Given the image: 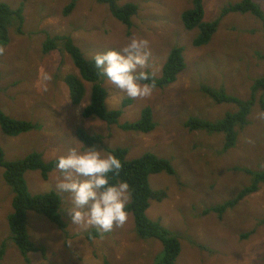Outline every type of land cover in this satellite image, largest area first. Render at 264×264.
Listing matches in <instances>:
<instances>
[{"label":"rangeland","instance_id":"obj_1","mask_svg":"<svg viewBox=\"0 0 264 264\" xmlns=\"http://www.w3.org/2000/svg\"><path fill=\"white\" fill-rule=\"evenodd\" d=\"M74 0H3L11 9L24 7L21 32L10 30V42L0 48V107L10 117L30 121L39 130L11 137L2 131L0 145L6 159L13 161L38 152L46 162L66 154L72 147L85 146L76 130L102 135L110 149L127 148L135 159L146 152L169 159L174 175H153L151 186L165 197L151 203L147 215L181 240L182 252L177 264H264V186L245 198L222 217L206 210L234 199L249 185L247 172L264 171V113L260 106L264 89L253 92L256 80L264 77V25L251 14L232 13L221 20L211 42L193 45L198 32L185 29L182 14L193 7V0H124L135 3L139 12L128 28L111 14L107 5L95 0H78L68 15L66 8ZM241 0H203L205 21L218 19L222 10ZM264 12V0H254ZM70 36L91 60L97 53L122 48L129 38L150 42L148 71L161 76L172 48L184 47L186 69L177 81L165 88L156 87L145 98H128L105 79L109 110H123L120 123L136 122L145 107L153 110L156 129L149 133L127 132L109 126L97 117L84 118L90 104L91 87L75 106L65 78L79 75L63 45L44 53L43 44L51 36ZM224 89L242 100L256 95L248 123L238 128L237 145L223 153L224 134L192 131L186 126L191 117L217 121L237 110L233 104L214 102L202 87ZM131 99L127 107L124 104ZM0 168V245L7 241L0 264H154L161 252L159 241L139 239L132 215L123 227L103 233L94 226L74 225L62 198L60 214L66 232L47 218L28 212L27 228L31 241L45 253H30L27 262L10 239L8 216L12 213L13 193ZM32 195L56 191L59 173L55 170L44 180L41 172L25 175ZM205 212V213H204ZM99 235L87 237L91 229ZM245 235H248L244 238ZM43 249V250H44Z\"/></svg>","mask_w":264,"mask_h":264},{"label":"trees","instance_id":"obj_2","mask_svg":"<svg viewBox=\"0 0 264 264\" xmlns=\"http://www.w3.org/2000/svg\"><path fill=\"white\" fill-rule=\"evenodd\" d=\"M78 0H74L66 8L65 14H70L76 7ZM97 3L107 5L113 17L119 20L123 25L130 28L132 19L139 12V6L135 3H123L124 0H95ZM24 7L17 10L11 9L9 5L0 0V48L8 45L10 42V30L16 27L21 32L25 18L23 15ZM251 14L260 19L264 25V12L254 0H241L237 3H231L222 10L221 16L212 21H205V8L203 0H193V7L183 12L182 21L185 29L198 32L193 41L196 47L208 45L214 34L218 31L221 20L232 14ZM58 43L63 45L64 49L73 60L74 66L78 69L79 75L70 74L65 78L66 84L70 89V99L73 105H81L86 97V83H90L91 100L82 112L84 118L97 117L109 126L117 125L121 130L127 132H136L149 134L153 132L157 124L154 121L153 110L145 107L141 112V117L136 122L120 123L123 110H109L106 105L108 91L104 87V78L98 75L95 68L94 59H87L81 48L75 41L67 35L49 36L44 44L43 50L48 54L56 47ZM184 56V47L176 46L171 49L166 62L162 67L161 76L155 75L156 87L165 88L174 84L179 74L186 69ZM150 72V71H149ZM259 89H264V77L256 80L253 86L255 93ZM202 91L206 93L214 102L218 104H233L237 110L233 113H227L223 118L217 121H209L191 117L187 120L186 126L192 131H206L208 134H224V146L222 152L225 153L237 145L239 139L238 128L247 125L248 117L251 114L256 102V95L251 99L242 100L236 96L230 95L224 89H214L204 86ZM131 103L127 100L124 107ZM260 106L264 113V98L260 99ZM0 125L5 134L11 137L39 130L40 126L25 120H18L7 115L0 107ZM79 141L85 146H94L97 148H107L104 145L102 135H91L83 128L76 130ZM108 151L114 152L123 162V169L113 183L127 181L130 186V199L128 201V214L133 216L135 223V232L139 239L145 241H159L162 245L161 252L156 256L154 264H177V260L182 252V245L179 235L170 231L158 221H153L147 215L154 200H162L165 197L164 192L155 191L150 182L153 175L168 174L174 175L175 169L169 159L161 158L152 152H146L140 157L130 159L128 149L123 147L110 148ZM56 160V159H55ZM52 160L46 162L43 155L38 152L31 153L22 159L8 161L2 146L0 145V168L4 170L3 179L11 188L13 193L12 213L8 216L10 239L15 242L17 248L22 253L27 262H30L29 255L33 252H43L45 249L31 241L27 228L28 212L32 211L38 215L47 218L60 230L66 232L67 224L60 214L62 208V197L55 191L48 193L32 195L29 191L26 180V173L29 171L41 172L44 180L55 171V164ZM252 176V181L244 187L239 194L232 200L226 201L220 205L207 209L206 214L215 213L219 217L240 204L245 198L255 194L264 186V171L247 172ZM204 212V213H205ZM264 224V220L261 221ZM99 235V231L91 229L87 237L91 240ZM248 235H245L247 237ZM7 241L0 245V261L5 257ZM44 249V250H43Z\"/></svg>","mask_w":264,"mask_h":264},{"label":"clouds","instance_id":"obj_3","mask_svg":"<svg viewBox=\"0 0 264 264\" xmlns=\"http://www.w3.org/2000/svg\"><path fill=\"white\" fill-rule=\"evenodd\" d=\"M150 42L129 38L122 48H113L94 56L98 75L128 98H145L156 89L155 73L149 72ZM59 173L57 193L69 202L67 210L72 224L94 226L108 233L123 227L128 220L130 186L119 177L122 160L104 148L86 146L70 148L54 161Z\"/></svg>","mask_w":264,"mask_h":264}]
</instances>
